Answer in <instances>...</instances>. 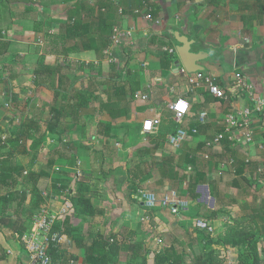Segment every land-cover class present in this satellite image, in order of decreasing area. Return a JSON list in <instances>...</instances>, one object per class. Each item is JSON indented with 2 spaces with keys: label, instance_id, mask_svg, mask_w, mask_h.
I'll list each match as a JSON object with an SVG mask.
<instances>
[{
  "label": "crops",
  "instance_id": "0c3cea01",
  "mask_svg": "<svg viewBox=\"0 0 264 264\" xmlns=\"http://www.w3.org/2000/svg\"><path fill=\"white\" fill-rule=\"evenodd\" d=\"M75 1L0 0V43L5 50L3 54H0V85H5L0 86V136L8 134L7 129L13 130L9 125L11 113L14 116L19 115L20 120L23 115H26L25 118L23 117L24 120L35 121L43 128V124L38 123L42 117L45 114L49 115L50 122L55 108L62 105L56 103L60 100L52 99L53 93H59L61 89L62 96L68 93L69 96L74 94L73 96L79 100L78 103L71 106L65 105L68 109L71 108L64 112L67 115L64 119L71 122L72 127L61 130L64 133V139L61 142L56 143V139H49L47 144L48 147L55 149L52 151L54 155H51V158L54 159L56 166L68 169V160H73L72 166L75 167L78 164L79 177H84L89 187L95 182L102 184L108 174L109 189L112 188L114 191L109 189V191L103 189L100 191L102 195L106 194L112 200V214L103 212L109 203L98 201L99 204L96 206L91 203L92 207L96 208L93 209L95 218L107 217L116 225L109 222L105 227L101 220L95 223L96 231H99L100 227L103 230L109 229L112 234L117 232V237L114 235L110 238L104 237L105 243L120 241L118 237L122 238L124 235L125 239H128L125 243L131 244L132 241L129 240L135 234L133 231L137 219L138 222L154 224L155 231L168 229L161 216L162 210L165 209H146L136 198L138 191L151 194L156 193V190L178 189V193L186 196H183L184 200L193 197L195 203L207 204L206 207L210 211L217 210L219 213L231 210L228 223H231L230 219L235 218L237 214L236 221L248 224L247 219L243 218L254 214V212L249 213L250 210H258L264 205V115L255 116L252 120L251 131L254 137L251 145H247L239 135H235L236 140H229L230 136L226 134V128L229 134L232 131L234 134L237 133L226 121L232 113V108L240 110L248 106L247 96L244 93L235 94L231 90L237 78L248 84L255 94L264 97V0H148L159 8L158 15L154 19L151 17L149 19L148 14L137 11L134 15L122 16L117 28L128 31L129 40L120 46L109 44L100 58H97L93 51L75 50L77 49L75 40L63 37L61 20L65 18L67 10ZM80 1L94 4L96 0ZM118 1L113 0L114 3ZM173 31H177L191 41L192 53L203 55L204 59L199 62L204 67L203 71L196 73L185 71L178 58V44L172 34ZM167 32L172 39L167 36ZM122 48L125 50L126 57H129L125 71L110 77L101 75L78 77V88L81 86L82 89L80 91L73 89L74 82L69 76V68L73 67V62L79 61L80 64H86L85 67L93 65L97 68L103 67L107 60L110 63L114 59L118 61V58L122 56L120 51ZM170 50L173 52L171 53ZM107 65V68L112 71L114 64ZM132 74L136 79H129ZM204 79H209L217 86L226 95L227 101L215 98L209 92L208 86L204 84ZM123 83H132L135 87L138 85V89L131 101H127V106H124V103L118 106L115 87ZM6 87L9 91L20 92L18 97H14L16 101L24 99V103L27 105L29 101L32 103L31 106L27 109L19 108L17 105L15 107L14 99L9 101L12 94L8 98L7 92L3 91ZM129 87L125 86L127 90ZM185 87L189 88V92L182 94L181 90ZM25 89L30 94H25L26 98L21 95L22 92L24 94ZM45 91L48 97L45 96L47 94ZM136 93L148 94L150 100L147 102L137 100ZM179 97L189 100L190 110L183 122L175 126L174 133L177 130H183L186 134L185 138L178 148H173L167 140L174 133L169 131L164 140H159L156 150L152 153L154 139H157L159 134H143L142 120L149 117V109L154 107L161 117L160 129L168 131L172 113L164 106ZM190 97H194L196 103H192ZM5 103H9L10 110L5 108ZM110 104L114 105L111 107ZM89 108L91 113L87 112ZM203 111L207 115L202 123L199 114ZM83 112L88 114L83 116ZM34 115L37 118L34 119ZM40 115H42L41 118ZM91 118L100 122H93ZM136 118L141 119L139 131L142 137L137 138L132 144L131 150L134 153L127 166L121 165L123 169L115 170L118 165L115 157L120 155L119 150L123 149L122 143L129 140L128 129L121 126L135 122ZM73 122L78 124L75 125ZM102 122H104L102 129L108 134H104L102 129L99 132L94 128ZM19 127L20 124H18ZM193 130H196V133H193ZM220 130L228 137H226L228 146L238 158L237 165L241 164L239 168L241 174L236 173V162L224 146L225 140L222 146L215 148L213 152L206 147L209 140L221 133ZM102 139L113 141L115 147H101ZM194 141L200 142L204 150L201 149L202 147L193 150L191 153L198 161L192 162L193 155L189 154L190 149L183 148L185 143H194ZM2 145L6 144L2 142ZM114 148L118 153L115 157L113 156L116 152ZM166 148L175 154L167 157ZM206 153H210L209 159L200 156ZM183 154L189 155V162L180 164L175 169L181 180L179 179L174 185L166 180L162 181L157 164L167 158L178 160ZM143 155L149 157L155 155V158L160 156L155 160L156 174L147 173L142 166H136V158ZM39 159L37 158L38 162H41ZM122 163L125 165L124 162H120ZM89 164L93 170L88 168ZM129 164H132L133 168L135 166L137 172L141 171L140 176H142L134 178L135 184L132 183L133 173L130 169L132 166ZM200 175H203L204 182L195 184L193 180L198 179ZM121 178L125 184L130 182V191H123L120 185ZM78 179L77 177L74 181ZM69 192L76 193V191ZM97 194L100 195L99 192ZM249 201L253 203L249 204ZM60 202L57 200L52 204L58 208ZM243 210L246 212L241 213ZM124 214H126L124 227L120 228L121 225L119 226L116 220L120 222ZM68 216L70 229L77 227L78 221L86 218L76 216L75 211L70 212ZM136 216L137 219H135ZM188 216L191 215L187 208L181 213L180 218L172 215L170 218L173 220V225L177 226L182 224ZM213 219L214 216H211L208 220L214 223ZM93 222L88 221V232L83 236V244L86 246L91 243L89 236H94L93 233L90 234L92 231L90 225ZM242 223L238 225L243 227ZM138 226L140 229L139 223ZM64 236L65 241L61 246L63 259H59L57 264H85L84 248L78 247L74 240L67 237L68 235L64 234ZM152 236L155 241L158 240L156 236ZM11 245L5 249L3 255H0V264H27L28 259L21 243L16 246L11 242ZM111 255L114 254L110 253L107 256L109 263L112 260Z\"/></svg>",
  "mask_w": 264,
  "mask_h": 264
},
{
  "label": "rangeland",
  "instance_id": "374dc122",
  "mask_svg": "<svg viewBox=\"0 0 264 264\" xmlns=\"http://www.w3.org/2000/svg\"><path fill=\"white\" fill-rule=\"evenodd\" d=\"M120 49V48H119ZM121 57H119L118 61H116V59H114L112 61V63L108 62L107 60L106 63H104L105 66L103 67H98L97 66H91V67H85L84 64H80V62H73V67L69 68L70 69V74L69 76L72 77L73 82H74V88L76 89V91H80L82 88L80 86L79 87V83L78 82V77L84 76V75H101V76H114L115 74H120L122 71H125L126 68V63L128 64V60L129 57H126L125 55V50L124 48H122L121 50ZM107 64H114V68H112V71L114 70L115 72H112L110 70V68H107L108 65ZM90 65V64H89ZM27 75H31L30 73H27ZM32 76V75H31ZM88 76V77H89ZM30 77V76H29ZM42 77V74H41ZM138 77V76H137ZM43 78V77H42ZM136 79L135 76H133V74L131 75V78L129 77V79ZM30 80H32V78L30 77ZM29 80V81H30ZM140 83V81L138 82ZM46 85L48 86V81H46ZM76 85V86H75ZM1 87H4L5 85H0ZM189 88L185 87V89H182V94H187L189 92L188 90ZM3 91L7 92V97L9 98L10 94L11 95V99H14V106L17 107L19 106V108L22 109H27V105L24 103V99H20L18 101L15 100L14 97H18L20 95V92H16L15 90H8L7 87L6 89H3ZM188 91V92H187ZM22 92V91H21ZM74 92V91H73ZM45 93H47L45 91ZM44 93V94H45ZM63 91L60 89L59 93H53L52 95V99H56L61 103L63 106L68 105L71 106L72 104H77L78 103V99L76 97H74L73 93L71 94V96H69V93L66 94V96H62ZM9 94V96H8ZM26 95H30L29 92H27V90L25 89V92L21 95H23L25 98L27 96ZM43 95V94H42ZM48 97V93L45 95ZM31 97V96H30ZM192 98V103H196V99L194 97H190ZM189 98V99H190ZM9 100V99H8ZM10 106V105H9ZM26 107V108H25ZM10 110V108L8 109ZM49 110V109H48ZM87 112L91 113V108H89L87 110ZM48 113V112H47ZM50 113V112H49ZM86 112H83V116H85ZM19 116V115H18ZM18 116H14L12 113L9 116V119L11 121V123H9L11 129L13 130H8L7 129V133L5 135H1L0 136V141H4L3 143H5V148L0 150V156L3 157V154H8V153H12V159H11V163H10V168H14L15 165L17 164H21L24 167V171L22 172V174L16 175V174H12V180L1 184L0 183V198L3 196H10L11 197V201L9 202V204L6 206V213L4 214L3 217H9L12 216L14 212H18L19 215H25L28 214V206L30 204H32L35 201V197L36 195L42 193H47V196L49 195H53V191H59V188L57 186H54V180L57 179H67L74 182V180L78 177L79 179L72 185V190L70 189V191H85L83 195H85L91 203H93L92 205H97L99 204V202L102 203H109L107 205V208H105V210L103 211L104 213L107 214H112L111 212V204H112V200L110 198H108V196H106V194L102 195L101 193V189L103 190H108L109 189V183L108 181L109 176L108 174L106 175V180L103 181V183L99 184V182H95L92 183V185H90V187L85 183V178L84 177H79V174H77L74 170L75 167L72 166L73 164V160H68L67 163V167L68 169L62 170L61 173H58L55 171V167L56 164L52 165L51 168V176L49 179L45 180V179H41L39 180L37 183H31L28 178H29V170H32L34 172H37L40 168V165L44 162L42 159H45L46 157H49L48 154L54 155L55 151L54 147L50 148L48 147V140L45 139V142L41 144V146L37 149H30L29 147L31 146L32 143V139H29L28 142H25L26 148L23 147L21 144L17 146L15 145V147L11 144L8 143L6 140L11 136L12 138L14 137V133L15 131H17L18 128V124H20V127H22L23 123L22 122H28L27 120H24L26 115H23L22 120H20V117ZM139 117H141V115H138ZM14 117V118H13ZM40 118L42 117V115L39 116ZM37 118L36 115H34V119ZM39 118V119H40ZM19 119V120H17ZM93 120V122L98 121L100 122V120H95L93 118H91ZM90 119V122H91ZM61 120V121H60ZM173 120V119H172ZM170 121V126L168 127V131L169 132L173 127L178 126L179 122L176 121ZM49 122V115L45 114L42 119L38 122L39 124H43V128L44 130H42L43 128H41V125H38V132H36L35 137L33 138V140L36 141L39 140V138H41L43 136L44 138V131L47 127V124ZM75 125H77L78 123L73 122ZM103 123V124H102ZM97 124L96 127H94L96 130H98L99 132L103 131L104 134H108L104 131V122ZM140 123H141V119L140 118H136L135 122L133 123H129V124H122L121 127H124L126 129H128V134H129V140L126 141L125 143H122V150L120 151V155L118 157H115L118 153H117V149L114 148L115 154L113 155L116 160H118V167L116 166L115 170L118 168H122V166H127L129 160L131 157H133V153L131 150V146L132 144L137 140V138L142 137V135H140V131H139V127H140ZM94 125V123H93ZM70 127H72L71 122H68L67 120H65L64 118H60L59 121L57 122V129H59V131L61 130H66L69 129ZM94 129V131H96ZM102 129V130H101ZM101 130V131H100ZM3 138V139H2ZM64 139V137H63ZM142 139V138H141ZM101 142V147L105 148H111V147H115L113 146V141L111 140H100ZM104 143V144H103ZM2 144V142H1ZM50 145H52L50 143ZM201 143L194 141V143H185L184 144V150L190 149L189 154L192 155V151L195 149H200ZM27 149V151H26ZM203 149V147L201 148ZM160 150V149H159ZM204 150V149H203ZM175 154V152L170 151L169 149L166 148V155L167 157H170L171 155ZM152 157H149L147 155H143L140 158H136V163H137V167L142 166L143 170L147 173L156 172V163L155 160L159 159L160 156H156L155 155H151ZM41 159V162L37 160V158ZM166 157V156H165ZM53 159V158H52ZM165 159V158H164ZM43 161V162H42ZM117 162V161H116ZM120 162H124L125 165L120 164ZM122 165V166H121ZM132 166L131 172L133 173V175L131 177L132 178V183L135 184V182H133L135 179L140 176L141 171L137 172V170H135V166L133 168L132 164H129ZM29 167V170H28ZM130 167V166H129ZM71 168V169H69ZM88 168L92 169V166L89 164ZM63 169V168H61ZM88 169V170H89ZM90 171V170H89ZM110 172V171H108ZM156 174V173H155ZM142 176V175H141ZM140 176V177H141ZM139 177V178H140ZM73 178V179H72ZM121 180V187L123 188V191H130L129 189H131L129 183H123V178L120 179ZM104 184V185H103ZM82 185V189L80 188V186ZM106 185V187H104ZM129 185V186H127ZM59 186V185H58ZM179 187V186H178ZM181 187V185H180ZM128 189V190H127ZM110 191H114L112 190V188L109 189ZM108 190V191H109ZM177 192L178 197L183 198V196L185 195H181V193H178V189H174ZM63 191H68V190H63ZM99 192L100 195H98L97 193ZM156 194L160 195L165 191H155ZM53 193V194H52ZM149 195V194H148ZM55 196V195H54ZM61 196V195H59ZM57 197V196H56ZM63 197V196H61ZM186 197V196H185ZM191 199V200H190ZM195 199V198H194ZM193 197L189 198V199H185L187 201L188 204V210L191 216H188L185 218L184 222L180 225L174 226L173 225V220H171L169 212L166 210H162V213L164 215L162 216V220L163 222L166 224L165 227L168 228L167 230H158L155 231L154 229V224H151L149 222H147V224L143 221L138 222L137 216L135 219L136 224L135 227L132 225V227H134V231L135 234L133 235V237L129 240L132 241L130 242L131 244H127L125 243V241H127L128 239H125L124 235H122V238H119L118 240H114L109 242V247H108V255L110 253L114 254L111 255L110 259V263L108 261V259L106 261H108V264H195L196 263V258L201 257L203 258V260H210L212 264H238V258L242 255L243 251H249L250 249V243L255 244L256 245V251L258 253L259 258H262V255L264 254V225H262L261 223H257V222H240L239 220L236 221V219L238 218V215L235 214V218H231L230 222L228 223V217L231 213V210H226L224 212H217V210H213L210 211L207 209L206 205L207 204H201V203H195ZM189 200V201H188ZM99 201V202H98ZM253 203L251 201H249V204ZM202 205V206H201ZM253 206V205H252ZM94 209H96L94 207ZM246 212V211H245ZM244 210L241 213H245ZM254 211H251L249 213H252ZM96 215V214H95ZM95 215L91 216V217H86L84 218V220H80L78 221L77 227L71 228L68 226H64L62 227V229H65L67 235L70 234H79L82 237L85 235V233L88 232V221H94L91 225H90V234H94V237L97 238L99 241H103L104 237L110 238L112 235H114L115 237H117V232H114V234L111 233V231H109V229H101L100 227L98 228L99 231H96L97 229L94 228L95 223H97V221L101 220V223L106 224L108 226V223L111 222L115 225L114 221L110 218L107 217H97L95 218ZM214 216L213 221H215L214 223L210 222V220H208L210 217ZM125 217L126 214L122 215L121 217V221L118 222V220H116V223L120 226V228L124 227V223H125ZM94 218V219H92ZM195 218L198 219H206L208 220V222L211 223V227L213 228V231L211 233H206L202 230H198L195 225L193 224V220ZM208 218V219H207ZM92 219V220H91ZM134 219V218H133ZM84 222V223H83ZM240 222L242 223L243 227H249L251 228V233L254 234V236L251 238V240H248V243H246V247L245 249H240L239 247H230V246H226L225 244H223V240H224V236L227 233V228L230 226H236V224H240L237 223ZM138 223L141 225V228L139 229ZM259 224V225H258ZM247 225V226H245ZM144 226V227H143ZM143 227V228H142ZM103 231H101V230ZM154 231V232H153ZM139 232V234L137 235V233ZM154 233V234H153ZM125 234V233H124ZM141 235V236H140ZM156 236V238L158 240H160V243H157L154 239V237L152 236ZM121 236V235H120ZM152 236V237H151ZM87 238V236H86ZM151 239V240H150ZM210 239V240H209ZM150 240V241H149ZM11 242H13L16 246L20 245V239L17 237V235H15L14 233H12V231H10L9 229H7L6 227L2 228L0 226V255L4 254V251L7 247H11ZM5 243H7V245H5ZM105 243V242H104ZM130 245V246H129ZM263 252V254H262ZM107 255V256H108ZM136 255V256H135ZM118 256V258H116ZM115 257V259H114Z\"/></svg>",
  "mask_w": 264,
  "mask_h": 264
},
{
  "label": "trees",
  "instance_id": "16d2710c",
  "mask_svg": "<svg viewBox=\"0 0 264 264\" xmlns=\"http://www.w3.org/2000/svg\"><path fill=\"white\" fill-rule=\"evenodd\" d=\"M158 9L159 8L156 7L154 4L149 3L148 0H119L117 3H114L113 0H96L94 4H89L86 1L76 0L73 3L72 7L67 10L65 18L61 20V25L63 28V37L65 39L75 40V47H77V49L75 50L93 51L96 57L100 58L102 56L103 51L109 46L113 31L118 26L119 20L122 16L128 14L134 15V12L143 11V13L148 14L152 19H154L158 15ZM167 36L172 39L168 32ZM4 52L5 50H3L2 45L0 43V54H3ZM125 86L130 87L127 90ZM137 89L138 85H136L135 87L132 83H123L115 87V94L116 96H118V106H121L122 103H124V106H127V101H131V98H133L134 93ZM9 101H12L11 97ZM31 104L32 103L28 101L27 108H29ZM111 105L114 104H110L109 106ZM67 107L68 106L60 105L59 107L55 108L56 110L53 111L54 116H52V120L48 122L46 130L44 131V138L42 136L37 141L36 139L35 141L33 140L36 135L35 133L38 132V124L35 121H28L24 122L22 127H19V129L15 131L13 138L10 136L6 141L8 143H11L14 147L15 145L17 146V144H21L23 147L26 148L25 142H28L29 139H32V143L29 147V150L39 148L41 144L45 142V139H56V143L61 142L63 140L64 133L62 131L57 130V122L60 118H65L67 116L64 114V112L69 111L71 108L70 107L68 109ZM174 129L175 127L170 130V133H174ZM220 132L223 133L222 130H220ZM157 134H159V137L157 139H154V149H152V153H154V150H156V146L158 145L159 140H164L165 135L169 133H167V130L162 131L159 128ZM226 137L227 135H224V146L227 148V150L230 152L231 156L236 162V159L238 158L236 157L232 149L228 146V137ZM1 142L4 141H0V150L5 148V146H3ZM2 156L3 157L0 156L1 184L12 180V174L20 176L24 171V167L21 164L15 165L13 169L10 168L12 153H8L6 155L3 154ZM48 156L49 157L42 159L44 162L40 165V168L37 172L29 170L28 167V180L31 183H37L41 179L50 178V171L52 165L55 164V161L51 158V154H48ZM188 158L189 155L183 154L179 156L178 160L175 158H167L161 163H158L157 168L159 173L161 174L162 181L166 180L173 185L177 184L180 178L176 173L175 169L176 167H179L180 164L188 163ZM192 158V162L198 161V159H195V155H193ZM237 164L238 162H236V173L241 174V169H239L241 164ZM62 170L64 169H60L58 173H61ZM202 176L203 175H200L198 179L193 180L194 183L198 184L201 181L204 182V180H202ZM72 183H75V181L70 182V180L67 179L54 180V186H57L59 188V191H53V193L56 196H59L62 195L63 190H68L67 197L72 202L74 209L73 212L75 211L76 216H93L95 214L93 210L94 208L92 207L90 200L83 195V191H76L75 194H71L69 192L70 189L72 190ZM80 188L82 189V185L80 186ZM10 201L11 197L8 195L0 198V217H2L0 218V226L2 228L6 227L10 231H12V233L17 235V237L20 239L22 235L30 229L32 216L39 208V205L43 203L42 195L41 193L36 195L35 201L28 206V214L25 213V215L23 216L19 215V213L16 211L13 213L12 216L3 217L7 210L6 206L9 204ZM68 217L69 216H66L63 220L57 222L54 225L55 230H59L62 234L67 235L65 229H62V227H68ZM243 219H247L249 223L257 222L264 224V205L261 206L258 210H254V214L246 215V218ZM253 236L254 234L251 233V228L240 227V225L236 224V226L233 225L227 228V233L224 236L225 238L223 240V244L230 247H239L240 249H245V247L248 245H246V243H248V240H251ZM67 237L74 240L78 247L84 248L85 264H108L106 261L109 247L108 243H104V241H99L94 236H89L91 238V243L89 246H86L83 244L84 238L79 234L72 233ZM49 254L51 257L52 264H57L59 259H63V253L61 252V250L57 251L56 249L51 248L49 250ZM195 264L212 263L210 260H203V258L198 257L196 258ZM238 264H264V254L260 259L256 251V245H252V243H250L249 251H243L242 255L238 258Z\"/></svg>",
  "mask_w": 264,
  "mask_h": 264
},
{
  "label": "built area",
  "instance_id": "2783aa9c",
  "mask_svg": "<svg viewBox=\"0 0 264 264\" xmlns=\"http://www.w3.org/2000/svg\"><path fill=\"white\" fill-rule=\"evenodd\" d=\"M150 19V16L147 15ZM129 32L125 29L115 28L113 35L110 39V44L113 46H120L127 43L129 40ZM172 53L173 50H170ZM175 52V51H174ZM204 84L208 86L209 92L214 95L215 98L227 101L226 95H224L217 86H215L209 79H204ZM196 83V81H195ZM232 92L235 94L244 93L247 96L248 106L240 110L232 108V113L227 117V123L233 128L234 132H228L226 128V134L228 133L229 140L234 141L235 135H239L247 145H251L254 134L251 131L252 120L255 116L264 115V97L255 94L248 84H246L240 78H237L232 85ZM136 99L142 102L150 100L148 94L136 93ZM4 106L9 108V103H5ZM164 108L168 109L172 113V119L176 122L182 123L190 110V102L188 99L176 98L170 103H166ZM206 112L199 114V119L203 123L206 119ZM161 126V117L157 113L154 107L149 109V117L142 120L141 131L143 134H157ZM196 133V130L192 131ZM185 132L183 130H177L173 135L168 138V143L173 148H178L185 138ZM224 133L216 134L211 140L206 143V147L211 152L215 148L221 147ZM210 153L200 154L204 159H209ZM228 165V163H227ZM78 164L74 170L77 174ZM222 166V165H221ZM223 167V166H222ZM221 167V168H222ZM62 167L56 166L55 171H60ZM66 169V167H64ZM47 194V193H46ZM41 193L43 203L39 205V208L32 216L31 227L20 238V243L25 256L28 259L27 264H52L49 250L51 248L57 251L61 250V246L65 241V236L59 230H55L54 225L63 220L70 212L73 211V205L70 199L67 197L68 192L63 191L61 196L55 194L47 196ZM149 194V195H148ZM55 195V196H54ZM136 198L142 206L146 209H165L170 215L180 218L181 213L188 208L187 201L178 197L177 192L174 190L165 191L158 195L156 193H148L144 191H138ZM60 200L58 208L53 206L52 202ZM51 200V201H50ZM193 224L198 230H202L206 233H211L213 228L208 220L195 218ZM160 243V240L156 241Z\"/></svg>",
  "mask_w": 264,
  "mask_h": 264
},
{
  "label": "water",
  "instance_id": "95a60500",
  "mask_svg": "<svg viewBox=\"0 0 264 264\" xmlns=\"http://www.w3.org/2000/svg\"><path fill=\"white\" fill-rule=\"evenodd\" d=\"M175 41L178 44V58L187 73H196L204 70V67L199 62L204 59L203 55L194 54L191 52V41L186 37L178 34L177 31L172 32Z\"/></svg>",
  "mask_w": 264,
  "mask_h": 264
}]
</instances>
